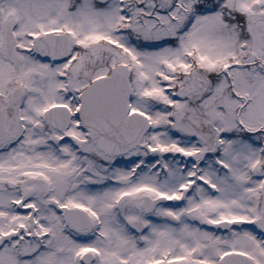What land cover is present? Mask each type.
<instances>
[{
    "label": "snow or ice",
    "instance_id": "6c2138e0",
    "mask_svg": "<svg viewBox=\"0 0 264 264\" xmlns=\"http://www.w3.org/2000/svg\"><path fill=\"white\" fill-rule=\"evenodd\" d=\"M0 264H264V0H0Z\"/></svg>",
    "mask_w": 264,
    "mask_h": 264
}]
</instances>
